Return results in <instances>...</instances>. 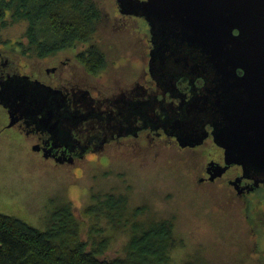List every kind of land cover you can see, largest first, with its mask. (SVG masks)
Wrapping results in <instances>:
<instances>
[{
  "label": "rangeland",
  "instance_id": "374dc122",
  "mask_svg": "<svg viewBox=\"0 0 264 264\" xmlns=\"http://www.w3.org/2000/svg\"><path fill=\"white\" fill-rule=\"evenodd\" d=\"M97 1L103 10L102 22L88 43H76L46 56L28 51L23 55V47L16 44L26 42L25 24L15 23L0 30V52L22 71L35 72L49 82L63 77L68 85L90 86L93 94L115 92L117 85L127 86L132 80L141 82L146 71L150 72L147 21L123 14L118 0ZM92 42L108 59L94 76L76 59ZM61 59H67L66 67L57 65ZM55 67L57 72H45ZM4 114L0 105V131ZM164 140L146 146L148 142L142 145L143 140L129 139L62 164L39 155L31 136L18 139L11 129L0 132V213L44 230L51 213L68 203L83 230L93 229L90 241H108L104 253L97 256L100 259L123 256L133 222L167 219L175 243L168 250L167 264L189 260L193 264H264V193L256 189L247 199L240 198L234 185L228 184L235 180L237 168L216 181H200L207 178V164L222 161L211 139L184 149L163 144ZM104 193L127 198L123 215L111 221L88 219L85 207Z\"/></svg>",
  "mask_w": 264,
  "mask_h": 264
},
{
  "label": "water",
  "instance_id": "95a60500",
  "mask_svg": "<svg viewBox=\"0 0 264 264\" xmlns=\"http://www.w3.org/2000/svg\"><path fill=\"white\" fill-rule=\"evenodd\" d=\"M118 5L123 14L147 21L155 44L150 73L163 75V69L174 67H208L214 73L210 95L195 96L186 104L189 115L176 121L181 132L191 130L193 145L206 138L204 131L199 141L193 139L194 114L209 103L216 114L211 134L224 150L225 167L242 165L264 178V0H118ZM41 86L16 92L6 82L2 99L16 98L27 104L26 110L39 105L50 112L54 105L46 99L61 91ZM220 172H209V179Z\"/></svg>",
  "mask_w": 264,
  "mask_h": 264
},
{
  "label": "flooded vegetation",
  "instance_id": "af4514ba",
  "mask_svg": "<svg viewBox=\"0 0 264 264\" xmlns=\"http://www.w3.org/2000/svg\"><path fill=\"white\" fill-rule=\"evenodd\" d=\"M148 41L151 48L147 50L149 65L150 53L155 44L151 37ZM67 64V59H61L57 65L66 67ZM57 69L49 68L45 72L50 74V71L57 72ZM160 73L164 76L146 71L147 76L141 82L132 80L127 86L117 85L115 92L103 95L96 91L97 94H93L90 86L80 87L75 82L68 85L63 77L60 81L49 82L38 77L35 72L22 71L6 53L0 52V105L5 111L0 132L11 129L12 136L18 139L31 136L35 139L33 145L37 147L39 155L62 164L73 163L88 152L93 153L129 139L143 140L142 145L148 142L146 146H151L152 143L156 144V140L165 138L167 140L163 144L178 145L180 149L202 146L209 139L215 144L211 134L213 126L210 124L215 121L216 114L209 103L204 111H196L197 114H194L198 119L194 124L196 128L193 139L199 141V134L208 132L202 142L193 145L188 135L191 130L182 133L180 127L176 126L177 120L189 115L186 105L189 101L195 96L210 95L208 89L214 83V73L208 67L197 70L174 67L163 69ZM6 82L7 89L16 92H31L30 87L40 89L41 85L61 92L53 93L46 99L54 105L50 112L39 105H32L35 108L26 110L27 104L19 99H2L5 98L3 86ZM11 120L14 124L9 125ZM214 146L220 151L222 161L212 160L207 164L204 169L207 178L200 181H216L228 174L230 169L237 168L239 170L235 180L228 181V184L236 181L231 186L233 189L236 186L240 198L247 199L256 189L264 193L263 177L253 171L245 172L242 165L230 164L225 167L223 148L216 144ZM216 170L221 171L220 174L209 179L210 173L214 174ZM245 206H249L246 201Z\"/></svg>",
  "mask_w": 264,
  "mask_h": 264
},
{
  "label": "trees",
  "instance_id": "16d2710c",
  "mask_svg": "<svg viewBox=\"0 0 264 264\" xmlns=\"http://www.w3.org/2000/svg\"><path fill=\"white\" fill-rule=\"evenodd\" d=\"M102 14L97 0H0V30L10 24H25L26 42L16 45L23 47V55L28 51L46 56L91 41ZM76 59L93 76L108 63L106 54L93 42L78 52ZM126 199L122 194L104 193L85 207L84 214L88 219H118L127 207ZM88 228L83 230L68 203L51 213L44 230L0 213V264H167L168 250L175 244L167 219L133 222L123 256L100 259L97 256L104 253L108 241H90L93 229L87 232Z\"/></svg>",
  "mask_w": 264,
  "mask_h": 264
}]
</instances>
